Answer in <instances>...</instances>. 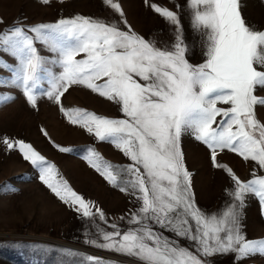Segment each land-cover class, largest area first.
Here are the masks:
<instances>
[{
  "label": "snow or ice",
  "instance_id": "snow-or-ice-1",
  "mask_svg": "<svg viewBox=\"0 0 264 264\" xmlns=\"http://www.w3.org/2000/svg\"><path fill=\"white\" fill-rule=\"evenodd\" d=\"M104 3L124 15L119 3ZM187 3L193 30L204 36L206 59L195 65L187 59L190 49L179 15L156 5L152 10L173 28L172 41L160 46L130 27L124 31L116 24L82 16L28 28L12 26L0 32V52L16 61L13 66L0 60V70L11 73L10 78L0 77V86L20 88L28 104L36 107L37 93L46 82L48 90L43 94L60 105L70 124L98 141L112 143L132 162L126 168H114L93 149L87 150L89 165L121 192L130 189L140 205L129 219L135 227L121 232L112 225L113 231L100 233L103 243H88L138 264H212L209 257L228 253H234L238 262L257 254L264 256V239L247 240L242 232L249 195L259 199L264 214V176L253 173L252 179L243 182L225 167L234 183L232 200L219 212L206 213L197 206L181 146L182 136L190 132L211 150L214 167H223L217 163V150L226 149L264 170V124L256 116V106H264V98L254 94L258 88L264 89V31L248 24L240 0ZM37 43L56 55L53 63L61 69L58 75L45 67L48 62ZM73 85L119 105L126 118L65 109L61 97ZM10 99L0 96V101ZM3 143L9 150L18 148L60 201L84 218L105 219L102 211H93L95 206L73 191L32 145L7 139ZM154 227L194 242L196 252ZM65 254L77 255L71 251ZM83 261L107 264L93 256Z\"/></svg>",
  "mask_w": 264,
  "mask_h": 264
},
{
  "label": "rangeland",
  "instance_id": "rangeland-1",
  "mask_svg": "<svg viewBox=\"0 0 264 264\" xmlns=\"http://www.w3.org/2000/svg\"><path fill=\"white\" fill-rule=\"evenodd\" d=\"M119 3L123 16L115 12L104 0H0V32L12 26L24 28L55 24L60 19L82 16L116 24L121 30L131 28L145 39L170 43L173 28L152 10V5L176 12L189 46L187 59L192 64L203 63L204 36L191 26V9L187 0H114ZM242 15L250 26L264 31V0H240ZM38 51L48 62L45 67L54 74L61 69L53 62L56 55L37 43ZM83 54L81 57L82 58ZM0 60L15 66V59L0 52ZM0 77L10 78L11 73L0 70ZM46 82L37 93L36 107L28 104L18 87L0 86V96L10 100L0 101V264H86L83 258L93 256L107 264H138L132 258L97 248L90 240L103 243L101 232L113 231L112 225L125 232L135 227L129 224L131 215L138 211L139 203L131 190L121 192L93 167L85 157L93 149L102 160L114 168H126L132 162L110 142L98 141L83 128L70 124L60 111V105L50 101L43 93ZM257 97L264 98V89L258 88ZM65 109H81L110 119H125L119 105L92 93L89 89L73 85L61 97ZM217 107H228L218 104ZM256 116L264 124V106H256ZM221 117H217L220 120ZM47 133L45 135L44 133ZM23 141L32 145L46 160L53 164L59 177L86 202L99 208L105 219L84 218L73 208L60 201L39 178V171L23 159L18 148L9 150L3 141ZM185 167L192 176V191L197 206L214 214L224 209L232 197L234 183L224 168L243 182L264 176L254 161H245L236 153L217 150L214 167L211 150L194 139L190 132L182 136ZM59 148L70 149L67 152ZM123 178H127L124 176ZM7 185L8 187H4ZM243 209L242 232L247 240L264 239V214L259 199L249 195ZM162 231L170 240L196 252L194 242ZM75 252V257L67 256ZM212 264H264L259 254L238 262L234 253L216 254L208 258Z\"/></svg>",
  "mask_w": 264,
  "mask_h": 264
}]
</instances>
